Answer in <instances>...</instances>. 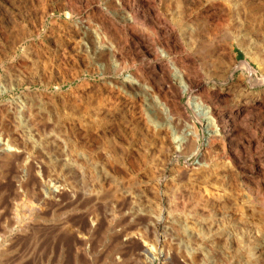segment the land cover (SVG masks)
<instances>
[{
    "label": "bare ground",
    "instance_id": "6f19581e",
    "mask_svg": "<svg viewBox=\"0 0 264 264\" xmlns=\"http://www.w3.org/2000/svg\"><path fill=\"white\" fill-rule=\"evenodd\" d=\"M102 1L98 12L87 14L83 20L76 17V5L67 0L64 7L70 9V15L57 25L51 22L46 31L45 37L58 48L52 56H42V60L41 52L38 53L32 43L20 46V59L21 56L33 57L30 67H26L25 62L22 64V68L32 76L29 83H40L38 74L45 76L42 84L47 87L51 84L52 74H55L58 82L53 84L58 90L79 74L77 69L73 73L65 72L62 49L67 44L71 47L69 51L86 53L96 60L97 67L91 71L100 79L95 91L75 90L70 95L56 91L53 97L37 93L46 98L48 106L58 109L55 112L65 117L62 124L49 120L52 113L49 115L28 89L14 100L0 105V169L8 172L0 178L8 179L10 190L7 183L4 184L5 180L2 183L11 192L5 207L7 211L3 209L7 215H0L1 231L10 233L13 225H19L14 233L20 240L23 236L26 244L29 243L24 246L29 248L30 242L41 239L35 236L43 230L41 234L48 236L53 245L50 247L52 252L56 248L57 242L53 244L55 237L61 234L64 238L70 236L74 246L78 244V250L71 253L72 258L77 260L79 255L85 261L90 255L93 234L103 223L105 229L100 230L111 231L115 222L141 220L144 227L143 230L139 227L142 230L139 234L112 231L110 237L114 242L106 255V263L126 264L134 258L131 264H166L171 260V264H264V91L251 92L253 87L264 86L263 56L259 57L263 67L253 59L258 67L261 65L258 77L247 60L241 63L234 61L227 43L219 57L210 53L207 58L204 57L207 50L204 51L203 46L201 48L204 43H200L207 36L201 31L210 36L211 33L218 34V30H222L227 39L238 38L243 42L239 35L248 29L246 18L251 20V14L246 15L243 10L245 2L226 0L227 8L214 4L217 10L205 9L207 14L211 11L209 15L220 14L219 19L212 23L210 18L204 17L207 14L198 18L201 11L195 9L192 0H180L175 6L170 4L175 9L168 19L156 13L155 4L159 1L168 7L169 0ZM202 1L209 6V0ZM45 10L44 7L43 13ZM44 19L45 16L38 17V24L29 30L15 31L8 53L16 56L17 45L37 33ZM193 22L199 24L196 30L189 28ZM63 32L69 43L62 36ZM188 41L192 42V47L187 49ZM251 54L246 53L247 56ZM191 56H198L200 64ZM236 71L247 74L248 86L244 87L241 82L230 83ZM220 72L223 79L219 87L208 88V82ZM5 92L6 86L0 85V95ZM183 98L185 102L181 104ZM119 105L121 108L118 109ZM74 116L77 122H73ZM112 117L114 120H110ZM111 124H121L124 129L131 127L129 142L135 139L134 131H138L141 141H145L139 146L142 149L150 146L149 139H152L156 146L153 160L148 163L144 154L138 158L135 152L138 159L133 160L134 163L128 157L126 161L119 159L118 162L115 158L117 161L99 159L101 161L92 163L83 141L93 133L96 135L97 129ZM54 127L67 138L59 141L63 134L57 133V136ZM111 142L105 146L113 148L114 143ZM121 150L123 154L124 148ZM77 156L79 159L75 158ZM149 157L146 159H151ZM191 159L194 161L189 163ZM117 165L136 167L146 182L129 174L127 179L124 178L127 184L124 187L128 189L118 191L114 184H107L112 173L108 169L113 170ZM22 194L26 196V203L16 204ZM108 198L112 202L111 212L108 211L109 221L107 209L101 208ZM146 200L153 203L154 208L146 207L147 202L143 203ZM19 210L24 213L20 214ZM48 218L51 222L45 225L43 222ZM36 242L34 252L39 248L40 242ZM133 243L138 245L137 254L133 250H125ZM20 254L9 256L7 264H22L29 258Z\"/></svg>",
    "mask_w": 264,
    "mask_h": 264
},
{
    "label": "rangeland",
    "instance_id": "374dc122",
    "mask_svg": "<svg viewBox=\"0 0 264 264\" xmlns=\"http://www.w3.org/2000/svg\"><path fill=\"white\" fill-rule=\"evenodd\" d=\"M26 1V2H25ZM30 1V0H29ZM33 0H31L30 2H28V0H0V85H4V86H6V92L3 94V95H0V105H3L4 104V102L6 103V102H10V101H12V100H14L15 99V97H17V96H19V94H21L23 91H25L24 89H28L29 91H30V94H34V96H35V99H37L36 101H38V103H40V106L41 107H43V108H45V109H47L48 110V113H49V115L52 117H50L49 118V120L51 121V119L53 120V121H56V123H58V124H62V120L64 121L65 120V117H63L62 118V116H61V114H58V112H55V111H59L58 109L57 110H54L53 108H52V106L50 107V105L48 106L47 105V100H46V98H43L42 96H38V94L37 93H41V94H45V95H47L48 97H50V96H52L53 97V94L57 91V93H59V94H67V95H70L72 92H74L75 90H82V92H84V90L86 89V91L87 90H90V89H92V90H94L95 91V89H98V86H97V84H99V77H98V75H97V73H94V72H92L91 71V69H95V67H97V62H96V60L94 59V58H92V56H90V55H88V54H86V53H73L72 51H69V50H71V47L69 46V44H67L66 45V47H65V49H62L63 51H62V54L64 55V58H65V61H63L62 63H63V65H64V69H65V72L66 73H68V71H69V73H73L74 72V70H78L79 71V74H77V76H74L73 77V79L71 80V81H67L66 83H64V84H62L61 86H60V88L58 89V90H56V86H54V84L56 85L57 84V78H56V76H55V74H52V76H51V78H50V83L51 84H49V86H47V87H45L44 86V84H42V81H43V77H45V76H39L38 74H36V76L38 77L37 79L39 80L40 79V83H38V81H36V82H31V83H29V81H32V76H30L31 74L29 73V71L28 70H24L22 67V64H24L23 62H25V66L26 67H28L30 64H32L33 63V57L32 56H27V57H25V58H23L22 56H21V59H20V54H19V51L21 50V45L24 47V46H27V45H29V43L31 44L32 43V45H34L35 46V49H36V51L38 52V53H40V59H42V58H45V56H48V55H50V56H52L53 54H55L56 53V51H57V46L54 44V43H52L53 41H51L50 42V39H47L45 36H46V31L50 28V24H51V22H54V23H56V25L57 24H59L61 21L60 20H62L63 21V19H64V17L66 16V15H68L69 14V12H70V9L69 8H67V7H64V4H66V2H67V0L65 1V0H63V1H57V0H36V2H35V0H34V3L32 2ZM38 1V2H37ZM71 3L73 2V4H75L76 5V8H77V15H76V17H79V18H83V20L84 19H86V17L88 16V15H92L93 13L94 14H96L97 12H98V9L100 8V4H102V0H86L87 2H85V0H76V1H79L78 3L75 1V3H74V1L73 0H69ZM84 1V2H83ZM157 1V0H156ZM171 1H174V2H171ZM180 0H169L168 1V7L167 6H165V4L163 5V4H161L159 1H158V3L156 2V4H155V10H157L156 11V13L157 14H159L161 17H164V18H169L171 15H172V13L174 12V9L175 8H173L174 6H175V4L177 3V2H179ZM240 2H242V1H244L245 2V8H243V10H244V12L246 13V15L247 14H251V20H249L248 18H246V21H247V27H248V29L246 30V32H244V33H242V34H240L239 36L243 39V42L240 40V42H239V39L238 38H229V39H227V37H225V36H223L224 35V32L221 30H218L217 32H218V34L215 32L214 33V35L211 33V35L209 36L208 35V33L206 34V33H204L203 31H201V34H203V35H207L205 38H203V39H201V44L202 43H204L203 45H201V48H202V46H203V48H204V51L205 50H207V53L206 52H204V57H206L207 58V55L208 54H210V53H213V55H217L218 54V57L220 56V54L222 53V51H221V49H222V47L224 46V44L225 43H227L229 46H230V49H231V52H232V54H233V56H234V61L236 62V63H241V62H243V61H245V60H247L250 64H251V66H252V68L257 72V76L258 77H260V68H261V65H262V63H263V61H264V0H239ZM42 2V3H41ZM91 2V3H90ZM192 2H194V6H195V9H199L198 11H201V16H199L198 18L200 19V17H202V16H204L205 14H207V13H205V11L206 10H208V9H211V11L213 10L212 8H217L215 5H218V7H219V5H223V6H225V5H227V2H226V0H209V6H207L206 4H204L203 3V1L202 0H192ZM212 2V3H211ZM38 3V4H37ZM40 3V4H39ZM87 3V4H86ZM90 3V4H89ZM172 3H174L172 6L173 7H171L170 6V4H172ZM217 3V4H216ZM25 4H27V5H25ZM95 5L94 7H93V5ZM212 4V5H211ZM215 4V5H214ZM20 5H22V6H20ZM45 5V6H44ZM78 5V6H77ZM81 5V6H80ZM84 5H86V6H84ZM204 5V7L205 8H202V6ZM34 6V7H33ZM40 6H41V8H40ZM45 7V11H44V13H43V10H44V7ZM61 6H62V8H61ZM98 6V7H97ZM211 6V7H210ZM13 7V8H12ZM30 7V8H29ZM86 7V8H85ZM92 7V8H91ZM170 7H171V9H173V10H171L170 9ZM191 8V7H190ZM225 8H227L226 6H225ZM88 10V12H87V10ZM97 11H96V10ZM206 9V10H205ZM246 9V10H245ZM26 10V11H25ZM30 10H31V12H30ZM42 10V11H41ZM69 10V11H68ZM91 10V11H90ZM203 10V11H202ZM215 10H217V9H215ZM28 11V12H27ZM41 11V12H40ZM89 11H90V14H89ZM152 12H154L153 10H151ZM172 11V12H171ZM190 12H191V10H189ZM188 11V13H190ZM210 11V12H211ZM27 14H26V13ZM30 12V13H29ZM46 12V13H45ZM93 12V13H92ZM204 12V13H203ZM210 12H208V14L207 15H205L204 17L205 18H210L209 19V21L210 22H214V21H216V20H218L219 19V15L220 14H215V16H214V13L212 14V15H209L210 14ZM35 13V14H34ZM71 13V12H70ZM92 13V14H91ZM162 13V14H161ZM42 14H45V15H42ZM88 14V15H87ZM93 14V15H94ZM30 15V16H29ZM70 15V14H69ZM165 15V16H164ZM170 15V16H169ZM263 15V16H262ZM27 18H26V17ZM32 16H34V17H32ZM41 16H45V19H44V21H43V23H42V25H41V28L39 29V31L37 32V33H35L33 36H31L29 39H27L26 40V42H24L23 43V41H22V43L19 45H17V49H18V52L16 53V56H12L11 55V53H8L9 52V50H10V45H11V37H12V34H15L14 32L16 31V32H18V31H25V28H26V30H29V29H31V27H33L34 26V24L36 25V24H38V23H36L37 21H38V17H41ZM36 17V19L34 20L35 21V23H34V21H32L34 18ZM75 17V16H74ZM215 17V18H214ZM218 17V18H217ZM259 17V18H258ZM29 18V19H28ZM31 18V19H30ZM256 19V20H255ZM258 19V20H257ZM31 20V21H30ZM252 20H253V22H252ZM29 21V22H28ZM258 21V22H257ZM263 21V22H262ZM30 22H31V24H32V26L30 25ZM28 23V24H27ZM255 24H256V27H255ZM11 25H12V27H11ZM16 25H19V27L18 26H16ZM29 26V27H28ZM192 26V27H191ZM16 27V28H15ZM196 27H199V24H198V22H193V25H189V28L190 29H193V30H196ZM263 29H262V28ZM48 28V29H47ZM237 28V27H236ZM15 29V30H14ZM18 30V31H17ZM36 30H37V28H36ZM220 31V32H219ZM12 32V33H11ZM11 35V36H10ZM36 35V36H35ZM62 36L64 37V39H66L67 40V43H69L68 41V38H67V36L66 35H64V32L62 33ZM210 39H209V38ZM225 37V38H224ZM206 39V40H205ZM231 39V40H230ZM234 39V40H233ZM214 42H213V41ZM203 41V42H202ZM208 44H206L205 45V42ZM212 41V42H211ZM229 41V42H228ZM188 42H189V44H188ZM187 43H186V46H187V49L188 48H190V47H192V42L191 41H188ZM210 43V44H209ZM188 44V45H187ZM190 44H191V46H190ZM211 44H213V45H211ZM247 44V45H246ZM210 45L211 46H213V48L212 47H210ZM205 46V47H204ZM214 46H215V49H214ZM70 47V49H68ZM216 47H218V51L216 52ZM251 49H253V51L255 52H253ZM65 50V51H64ZM257 51V52H256ZM250 52V54L251 53H253V54H251V55H246V53H249ZM259 52V53H258ZM46 53V54H45ZM49 53V54H48ZM19 54V55H18ZM44 54V55H43ZM74 56H73V55ZM260 55V56H259ZM43 56V57H42ZM256 56V57H255ZM261 56H263V57H261ZM42 57V58H41ZM192 58H193V60L195 59V61L197 62V64H200V61H198L197 59H199V58H197L198 56H191ZM252 57V58H251ZM255 57V58H254ZM259 57H261V61H262V63H261V61H260V58ZM72 58V59H71ZM205 58V59H206ZM259 58V59H258ZM24 59V60H23ZM27 59H28V61H27ZM222 59V58H221ZM253 59H256V61L258 60L260 63H261V65H259L260 67H258V64L255 62V61H253ZM21 60H22V62H21ZM29 60L31 61V62H29ZM43 60V59H42ZM74 60H75V62H74ZM223 60V59H222ZM21 63H20V62ZM257 61V62H258ZM64 62H65V64H64ZM152 62V61H151ZM67 63V64H66ZM15 64V65H14ZM19 64V65H18ZM96 64V65H95ZM53 65L55 66V64H54V62H53ZM67 65V66H66ZM9 66V67H8ZM17 66V67H16ZM31 66V65H30ZM29 66V67H30ZM12 67V68H11ZM66 67V68H65ZM262 67H263V65H262ZM17 70H16V69ZM27 69V68H26ZM220 70V69H219ZM24 71V72H23ZM20 72H22V73H20ZM53 72H55V71H53ZM25 73V74H24ZM23 74V75H22ZM30 74V75H29ZM27 76H28V78H27ZM54 76V77H53ZM221 78L223 79V77H222V75H221V72H220V74H218V76H216V77H214L213 79H212V81H210V82H208V84H207V86H208V88H211V89H213V87H219V85H220V80H221ZM42 79V80H41ZM55 80V81H54ZM204 80V79H203ZM44 81H45V79H44ZM8 82V83H7ZM24 82V83H23ZM236 82H241V84L242 85H244V87L245 86H248V76H247V74H244V73H242L241 71H236V72H234V74H233V77H232V79L230 80V83H236ZM28 83V84H27ZM54 83V84H53ZM14 84V85H13ZM86 84V85H85ZM28 85V86H27ZM9 88H11V89H9ZM78 88V89H77ZM80 88V89H79ZM243 88V87H242ZM91 90V91H92ZM261 91H264V86H261V87H253L252 88V91L251 92H253L254 94L256 93H259V92H261ZM34 92V93H33ZM36 93V94H35ZM235 94H237L236 92H235ZM44 96V95H43ZM36 97H38V98H36ZM44 100H46V101H44ZM42 101V102H41ZM184 102H185V98H183V99H181V104H184ZM44 105V106H43ZM193 105L195 106V103H193ZM2 106H0V108H1ZM119 108H121L120 107V105H119V107H118V109ZM53 109V110H52ZM52 111V112H51ZM119 116V115H118ZM117 116V117H118ZM60 118H61V120H60ZM68 118H72V117H70V116H68ZM57 119V120H56ZM60 120V121H59ZM77 122V117L76 116H74L73 117V122H75V121ZM110 120H114V118L112 117ZM52 122V121H51ZM60 122V123H59ZM112 125V124H111ZM111 125H108V126H110V127H108V126H103V127H101V128H99V129H97V131H96V135H95V133H93V134H91V136H90V138L88 139V140H84L83 141V145L86 147V148H84V150H85V152L87 153V154H91V155H88L87 157L88 158H90L89 156H91V158L89 159L92 163H95V162H99V161H105V159L106 160H108V161H110V160H112V161H117V160H121V161H123V160H127V157H128V159L130 160V158H131V161L133 162V160L135 161L136 160V158L138 157V155H139V157L138 158H141V156H142V154H144V159L149 163L151 160H153V153H156V146L154 145V143L152 142V139H149V140H151V144H150V146H147V148H144L143 147V149L145 150H143L142 149V147H139L142 143H144L145 144V141L143 142V141H141L142 140V136H140L139 135V133H138V131H134V135L135 136H133V139L134 140H131V142H129L128 141V139H129V134L131 133V131H133V130H130L131 129V127H127V128H125V129H129V131L127 130V132H129V133H127L126 132V130L122 127V125L121 124H116V125H112V126H114V127H112ZM119 125V126H118ZM117 126V127H116ZM106 127H107V129H106ZM120 127H122V128H120ZM54 130H56V135L57 136H59V135H61V134H63V132H60L59 131V129L58 128H56V127H54L53 128ZM53 132H55V131H53ZM122 132V133H121ZM124 132H125V134H124ZM137 132V133H136ZM59 135H58V134ZM120 134V135H119ZM136 134H137V136H136ZM94 135H95V137H94ZM120 136H122V137H120ZM139 137V138H138ZM141 137V138H140ZM67 138V136L65 135V134H63V135H61V136H59V138H58V140L59 141H62V140H65ZM94 138V139H93ZM103 138V139H102ZM116 138H118V139H116ZM123 138H124V140H125V142L123 141ZM138 138V139H137ZM91 139V140H90ZM122 139V140H121ZM137 139V140H136ZM113 140V143L116 145V146H118V145H121L120 147L123 149L124 148V150H125V153L128 155H124V150H123V154L121 153L122 152V150H121V148L118 146V147H116L111 141ZM130 140V139H129ZM140 140V141H139ZM87 141V142H86ZM108 142H111L112 144H113V148L111 147V148H109V147H106L105 145H107L108 144ZM122 142H124V143H126V144H124V143H122ZM139 142V143H138ZM142 142V143H141ZM107 143V144H106ZM129 143V144H128ZM131 143V144H130ZM138 143V144H137ZM153 143V144H152ZM101 144V145H100ZM103 144V145H102ZM110 144V143H109ZM135 144V145H134ZM104 148H103V147ZM114 146L116 147V148H114ZM123 146V147H122ZM125 146V147H124ZM134 146H136L135 148H134ZM102 147V150L100 149ZM130 148V149H129ZM140 148L142 149V151L140 150ZM154 148V149H153ZM128 149V150H127ZM132 149H133V151H132ZM89 150H90V152H89ZM96 150V151H95ZM104 150V151H103ZM107 150H108V152H107ZM130 150H131V152H130ZM155 150V151H154ZM121 151V152H120ZM154 151V152H153ZM106 152V153H105ZM112 152H115L116 153V155H115V153H113L114 155L112 156ZM135 152H136V154H138L137 156H136V154H135ZM94 153V154H93ZM109 153H110V156H109ZM139 153H141V154H139ZM149 153H152V155L151 154H149ZM107 154V155H106ZM121 154H122V156H121ZM132 154V155H131ZM92 155H94V156H92ZM135 155V156H134ZM148 155H150V157H151V159H146L147 157H149ZM115 156V157H114ZM117 156V157H116ZM133 156V157H132ZM87 157H85V158H87ZM120 157V158H119ZM149 157V158H150ZM75 158H77V159H79V156H77V157H75ZM88 158H87V160H88ZM117 160H116V159ZM126 158V159H125ZM137 158V159H138ZM84 159V158H83ZM93 159V160H92ZM99 159H101V160H99ZM114 159V160H113ZM97 160V161H96ZM120 160L118 161V162H120ZM128 160V161H129ZM90 161H89V163H88V165L90 164H92V163H90ZM130 161V162H131ZM194 161V159H191L190 161H189V163H191V162H193ZM131 162V163H132ZM86 163H87V161H86ZM134 163V162H133ZM87 165V166H88ZM116 166V165H115ZM114 166V168H113V170L112 169H108V172H109V170L110 171H112V173H110V175L113 177V178H111V176L108 178V180L110 181H108L107 180V184L108 185H113L114 184V186L116 187L117 186V189H118V191H120V192H122V191H124V189H128V188H125L124 187V184L126 183H124V181H126V180H124V178L125 179H127V177L129 176V174H130V176H137V179H144V176L142 175L143 173H140L139 174V172H141V171H138L137 170V168L136 167H126L127 168V170H126V168L125 167H123V166H120V165H117V167H115ZM120 166V167H119ZM132 166H133V164H132ZM89 167V166H88ZM91 168L93 167V165H91L90 166ZM116 168V170H114ZM118 168V169H117ZM133 169V170H132ZM135 169H136V172H135ZM1 171H0V176H3V177H5L6 175H7V171L4 173V172H2V168L0 169ZM113 171H118L117 173H114ZM123 171H125V172H123ZM126 171L128 172V174L126 173ZM131 171H132V173H131ZM126 174L125 176L123 175V174ZM3 174V175H2ZM116 174V175H115ZM120 177V178H119ZM118 178V179H117ZM1 180H0V186H3V183L2 182H4V180H5V182H4V184H6L7 186H8V179L6 180V179H2V177L0 178ZM110 179H112V180H110ZM121 179H122V181H121ZM140 180L141 182H146V180L144 179V180ZM119 180V181H118ZM7 181V182H6ZM123 183V184H122ZM182 183H185L184 181L182 182ZM2 184V185H1ZM143 184V183H142ZM6 185H4V186H6ZM107 185V186H108ZM122 185H123V188H122ZM127 184H125V186H126ZM4 186L3 187H1L0 189V212H3V213H0V215H2L1 217H5V215H7L6 213H4L5 211H7V210H5L7 207V204H8V202H9V200H10V198H11V192L9 191L10 189H9V186H8V189L5 187L4 188ZM133 186H135V188H139V187H137L136 185H133ZM6 191H5V190ZM132 190L133 191H137V189H135L134 190V188H132ZM4 191V192H3ZM159 194H161V192H158ZM2 194H4V195H2ZM9 196V197H8ZM7 198V199H6ZM2 199V200H1ZM26 196L24 195V194H22V196H20L18 199H17V201H16V204H19V205H21L22 203L24 204V203H26ZM107 200V201H106ZM111 199L110 198H108V199H105L103 202V204H105V203H108L107 205H103L102 204V207L101 208H106L107 209V215H106V217H107V221H109V217H110V215H109V213H108V211H110L111 209H112V202L110 201ZM145 202H147V203H145ZM143 203H145L146 204V207H151V208H154L153 207V203H150V201H148V200H146V201H143ZM144 204V205H145ZM4 205V206H3ZM162 206H164L163 204H162ZM3 207V208H2ZM6 207V208H5ZM3 209L5 210V211H3ZM111 212V211H110ZM19 213L20 214H22V213H24V212H22L21 213V210H19ZM4 214V215H3ZM48 220V221H47ZM2 221V220H1ZM0 221V222H1ZM48 222H51V219H46L43 223L45 224V225H47L48 224ZM136 222L137 221H135V222H129V221H123L122 223L119 221V222H115V224L116 223H119L118 225L116 224V226H118V227H116L115 226V224L113 225V228H114V226H115V228L113 229L112 228V230L111 231H106V230H104V231H101L100 229H105V228H103L104 227V223H103V225L102 226H100L99 227V231H97V232H94V234H93V237H92V239H91V243H90V255L87 257L88 259H85V261H84V259L82 258V257H80L79 255L77 256L79 259H77V260H75L74 258H72L73 257V255L71 254V253H73L74 251H75V249H77V247L76 246H78V244H76V246H74L75 244H74V240H72L71 239V237L70 236H66L65 238H64V236L62 235H60V236H58V237H55V240H54V242H53V244H55V241L58 243V245H57V243L55 244V246L54 247H56L55 248V251L54 252H52V250L50 249V247H51V245H52V243H51V241L49 240L50 238L48 237V236H44V234H41V232H43V230H41L36 236H35V238L36 237H38V238H40L41 237V239H38V240H36L35 238H33V239H35V240H33V242H30L31 244V247L29 246V248L26 246H24V245H29V243H27L26 244V242L24 241V239L22 238L23 236H21V239L23 240V242L21 243V241L22 240H20L19 238L20 237H18V235H16L15 233H14V231L15 230H17L18 229V227H19V225L17 226V225H13L12 226V228H13V232H8V233H5L4 234V232L3 231H1V229H0V232H1V234H0V237H1V235H2V237L0 238V245L2 244V246H0L1 248H0V264H7V262H8V260H9V262H10V257H15V256H13L14 254H16V255H21L20 254V252L21 253H23V254H25L26 255V257L28 258V259H26L24 262L26 263V264H108V263H106V257L108 256V253L110 252V250L109 249H111V247H112V245H113V242H114V240L110 237V234H112V231H114V232H123V233H133V234H139V233H141V231L143 230V227H144V222L142 223L141 222V220H140V222H139V224H136ZM137 222V223H138ZM133 224H135V226L133 225ZM120 225V226H119ZM137 225V226H136ZM139 225V226H138ZM17 227V228H16ZM42 227H44V226H42ZM102 227V228H101ZM138 227V228H137ZM139 227H141V229L139 228ZM16 228V229H15ZM117 228V229H116ZM139 229L138 231H137V229ZM41 229V228H40ZM43 229V228H42ZM141 230V231H140ZM101 231V232H100ZM125 231H127V232H125ZM140 231V232H139ZM48 232V231H47ZM102 232H105L104 234L102 233ZM6 234H8V235H6ZM15 236H14V235ZM41 235V236H40ZM17 236V238H15ZM45 238H46V240L47 241H45ZM58 239H60V240H58ZM65 239V240H64ZM26 240V239H25ZM41 240V241H40ZM39 243H37V242ZM43 241V242H42ZM59 241H62V242H59ZM65 241V242H64ZM71 241V242H70ZM16 242V243H15ZM34 242H36L37 244H38V246H39V248H38V250H36L35 252L33 251V249H34ZM17 243H19V244H17ZM46 244V245H45ZM64 244V245H63ZM134 244V245H133ZM132 245H129L127 248H125V250H128L129 251V249L130 250H133V251H135V253L137 252V243H133ZM16 245V246H15ZM20 245H22V246H20ZM71 245V246H70ZM137 245V246H136ZM15 246V247H14ZM18 246V247H17ZM53 246V245H52ZM61 248H60V247ZM66 246V247H65ZM17 247V248H16ZM23 248V249H21V248ZM58 247V248H57ZM68 247V248H67ZM7 248V249H6ZM16 248V249H15ZM26 248V249H25ZM42 248V250H40ZM46 248V249H45ZM49 248V249H48ZM73 248H74V250H73ZM11 249V250H10ZM17 249H19V251L17 250ZM28 249V250H27ZM135 249V250H134ZM6 250L7 252H4V251ZM16 250V251H15ZM44 250V251H43ZM49 250V251H48ZM69 250V251H68ZM72 250V251H71ZM78 250V249H77ZM3 251V252H2ZM25 251H27V252H25ZM41 251H43V252H41ZM46 251V252H45ZM49 253H48V252ZM51 251V252H50ZM109 251V252H108ZM2 252V253H1ZM15 252V253H14ZM19 254H18V253ZM32 252V253H31ZM33 252L35 253V254H33ZM38 252H41L40 253V255L38 256ZM45 252V253H44ZM60 252V253H59ZM51 253V254H50ZM57 255H56V254ZM58 253H59V256H58ZM65 253H67V254H65ZM32 254V255H31ZM37 254V255H36ZM137 254V253H136ZM34 255V256H33ZM107 255V256H106ZM10 256V257H9ZM33 256V257H32ZM37 256V257H36ZM47 256H49V257H47ZM56 256V257H55ZM62 256V257H61ZM33 258H35L34 260H33ZM57 258V259H56ZM30 259H31V261H30ZM52 261H51V260ZM83 259V260H82ZM29 260V261H28ZM33 260V261H32ZM57 261V262H54V261ZM38 261V262H37ZM48 261H49V263H48ZM76 261H77V263H76ZM134 261V258H133V260H131L130 262H133ZM24 262L22 263V264H24ZM31 262V263H30ZM59 262V263H58ZM81 262V263H80ZM84 262V263H83ZM128 263V264H131V263ZM126 263V264H127ZM171 264L172 263V260L171 261H168V262H166V264ZM154 264H160V263H158V262H155Z\"/></svg>",
    "mask_w": 264,
    "mask_h": 264
}]
</instances>
